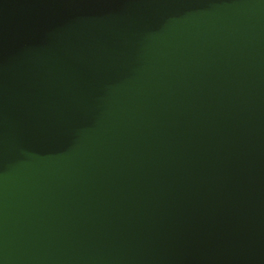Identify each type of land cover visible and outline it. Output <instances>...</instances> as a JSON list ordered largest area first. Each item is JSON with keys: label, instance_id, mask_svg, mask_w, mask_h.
<instances>
[{"label": "water", "instance_id": "95a60500", "mask_svg": "<svg viewBox=\"0 0 264 264\" xmlns=\"http://www.w3.org/2000/svg\"><path fill=\"white\" fill-rule=\"evenodd\" d=\"M0 264H264V0H0Z\"/></svg>", "mask_w": 264, "mask_h": 264}]
</instances>
